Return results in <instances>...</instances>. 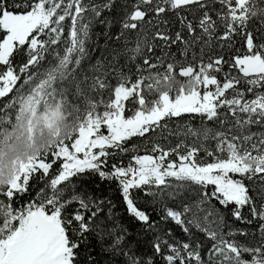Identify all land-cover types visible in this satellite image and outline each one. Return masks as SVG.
<instances>
[{"label": "snow or ice", "instance_id": "obj_1", "mask_svg": "<svg viewBox=\"0 0 264 264\" xmlns=\"http://www.w3.org/2000/svg\"><path fill=\"white\" fill-rule=\"evenodd\" d=\"M0 101V264H264V0H0Z\"/></svg>", "mask_w": 264, "mask_h": 264}, {"label": "trees", "instance_id": "obj_2", "mask_svg": "<svg viewBox=\"0 0 264 264\" xmlns=\"http://www.w3.org/2000/svg\"><path fill=\"white\" fill-rule=\"evenodd\" d=\"M113 32L116 31V29L114 28L112 30ZM103 32V28L100 27L99 25H94L93 28H92V38H91V43L89 44V47L92 48V47H95L96 43H97V34L99 33H102ZM98 43L99 45H103L105 43V38L101 35L99 37V40H98ZM173 51H175V48H173ZM93 55V59H95L96 57H98L100 55V52L99 51H96L94 53H92ZM0 103H4V101H0ZM129 107H131V105H129ZM196 123H199V121L197 120ZM133 143H140L139 140H134ZM36 181H33V184H35ZM97 183H100L98 178L96 177H92L90 180L86 181L83 186L84 187H87L89 188V190H94L97 192L98 195H102V196H111L112 199H113V202L117 204V208H116V211L117 213H120V217L119 219L121 220V222L126 225L127 227H129L130 229H132L133 231H135L137 225H135L129 218L128 216L124 213V210H123V207L120 205L119 203V196L118 194H114L112 192L109 191V188H108V185L107 183H103L101 184V190H95L94 188V185L97 184ZM27 199V197H26ZM221 211H224V209H221ZM227 219L229 221H231V216L228 215L227 216ZM172 227L175 229V232H176V235L177 236H182V232L181 230L179 229L178 226H175V225H172ZM236 227H244L243 225H240L238 222L236 224ZM93 244H96V241L93 240ZM99 247L96 248V252L99 254Z\"/></svg>", "mask_w": 264, "mask_h": 264}]
</instances>
